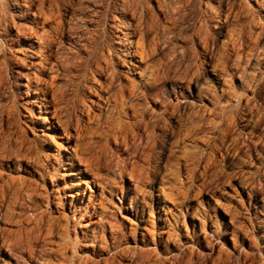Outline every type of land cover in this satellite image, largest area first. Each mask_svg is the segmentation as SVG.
Segmentation results:
<instances>
[{
    "label": "rangeland",
    "instance_id": "rangeland-1",
    "mask_svg": "<svg viewBox=\"0 0 264 264\" xmlns=\"http://www.w3.org/2000/svg\"><path fill=\"white\" fill-rule=\"evenodd\" d=\"M183 1L54 0V3L44 0L41 9L43 13L47 9V13L38 19L33 49L43 42L48 45L53 59L62 61L69 49L65 42L69 41L71 32L75 46L72 52L74 65L61 73L56 91L50 89L44 94L41 90L49 85L50 72L46 68L40 76L35 75L37 78L32 83H27L24 77L16 82L11 76L15 70L11 69V64H17L21 71L27 68L20 61L14 63L13 58L31 54L34 66L38 68L42 65L40 53L16 44L4 49L5 52L0 51V105L7 117L1 128L10 133L8 145L12 150L8 159L0 162V239L5 236L3 241L11 244L12 238L19 233L20 237H14L13 243L21 238L17 245H23L26 243L25 230L33 226L28 215L19 216L17 202L7 200L15 189H19L26 200V195L34 189L48 193L53 190L59 209V214L47 215H58L57 220H60L57 221L60 223L56 222L55 236H51L52 243L47 241L45 253L31 261L26 260V264H80L81 261V264H87L90 260V264H114L108 260L112 261L116 249L125 253L115 257L119 264H264V0H228L232 4L223 0L219 9H216L218 0H208V4L205 0ZM49 2V8H46ZM16 4V0H0V9L6 6L5 18H12V22L20 27H30L31 24L26 23L28 17L18 20L12 13ZM234 10L241 13V17ZM226 16L228 19L224 18ZM59 18L65 29L64 36L55 29L61 25ZM123 19L133 25L136 37L145 36L146 42L150 41L147 46L150 51L154 49L153 53H148L140 69L133 73L126 72L121 54H116L117 58L114 55L108 75L94 73L92 65L90 67L93 55L98 56L100 49L102 55L108 56V47L115 43L111 24ZM146 21L150 23L146 24ZM199 25L204 27L199 29ZM25 26L23 28H29ZM2 29L3 26L0 32ZM152 34H156V39ZM152 38L157 40L156 43ZM176 68L180 69L176 71ZM156 69L158 73H155ZM110 71H115L116 88L136 83L140 92L135 101L147 107V113H152V117L161 118V123L166 119L163 126L168 122L170 128H154L153 133L157 136L151 141L148 131L134 138V132L125 129L121 130L125 133H121L117 131L118 127H105L101 115L105 108V82ZM154 73L161 79L157 77L156 80L154 76L153 80ZM198 93L208 97L216 94L217 98L213 100L219 102H208L203 96L200 99ZM163 105H167L165 115L160 114ZM212 106L218 111L215 108L214 112ZM73 107L82 113L67 114L68 111L72 113ZM204 107L212 113L208 114L205 109L201 111ZM193 111H198L196 116ZM66 114L69 116L67 121ZM87 114L92 117L90 120H87ZM177 117L182 118L181 122L175 119ZM209 117L216 119L215 122ZM126 131L129 132L126 140L136 141L138 153H133L134 147L125 151L124 144L117 147L119 140L109 138V134L117 137L118 133L125 138ZM171 131L175 135H171ZM163 132L167 134L165 151L161 148L160 134ZM147 135L150 140L146 139ZM194 137L200 140L196 141ZM178 138L180 141L176 144L174 141ZM147 141L152 145L148 143L143 152ZM193 142L203 152L200 148L194 150ZM124 160L128 165L123 169ZM36 162L37 166L34 165ZM41 203L42 209L50 207L45 201ZM3 249L0 264H15L11 254L5 247ZM95 250H102V253ZM41 257L49 260L44 259L45 262Z\"/></svg>",
    "mask_w": 264,
    "mask_h": 264
},
{
    "label": "bare ground",
    "instance_id": "bare-ground-1",
    "mask_svg": "<svg viewBox=\"0 0 264 264\" xmlns=\"http://www.w3.org/2000/svg\"><path fill=\"white\" fill-rule=\"evenodd\" d=\"M18 1V4H16L15 6H16V9L12 12L13 14H15V17L16 18H18V20H19V18L20 17H28L29 18V20H27L26 21V23L27 22H29L31 25H30V27L29 28H23L25 25H23V27H20V25H17V24H15V23H13L12 22V18H11V22H9V20L7 19V18H5V10H7L6 8V6H2V8L0 9V27L1 26H3V29H2V31L0 32V38H1V40H2V44L0 45V51H4V49H8L9 47H12V45L14 44H16V45H18L19 47H31L32 49L34 48L33 47V37H35L36 39H37V33H36V26H37V24H38V19H39V17H43L44 15L43 14H45V12L47 11V9L45 10V12L43 13L42 12V9H41V4L43 3V1L44 0H16V2ZM59 1V0H58ZM183 1V0H182ZM188 0H186V2H187ZM201 1V0H200ZM203 1V0H202ZM206 1V3L207 2H209L208 0H205ZM230 1V0H229ZM232 1V0H231ZM37 2V3H36ZM51 2V1H50ZM50 2L49 3H46L47 4V7L46 8H49V4H50ZM53 2H54V0H53ZM52 2V3H53ZM55 2H57V1H55ZM54 2V3H55ZM127 2V1H126ZM184 2V1H183ZM182 2V3H183ZM223 2V0H218L217 1V4H218V6L216 7V9L218 8L219 9V7H221V4H223L222 3ZM227 3H229L228 2V0L226 1ZM35 3H36V5H35ZM51 3V4H52ZM59 3V2H58ZM124 3V2H123ZM126 5H127V3H125ZM208 4V3H207ZM226 4V3H225ZM229 4H232L231 2L229 3ZM229 4H227V5H229ZM121 5H123V4H121ZM187 5V4H186ZM226 5V7H229V6H227ZM234 5V4H233ZM36 6V7H35ZM205 6L206 7H208V6H210V4L209 5H206L205 4ZM204 6V7H205ZM212 6V5H211ZM215 6V5H214ZM35 7V9L33 10V8ZM59 7H61V6H59ZM124 7V6H123ZM224 7V6H223ZM232 7V6H231ZM58 8V7H57ZM225 8V7H224ZM9 9V8H8ZM99 9V8H98ZM101 9V8H100ZM178 9V8H177ZM208 9V8H207ZM211 9H214V8H211ZM210 9V11H212ZM227 9V8H226ZM228 9H231V8H228ZM119 10H121V9H119ZM179 10V9H178ZM57 11V10H56ZM205 11V10H204ZM209 11V10H208ZM210 11H209V13H210ZM229 11V10H228ZM49 12H52V11H49ZM98 12H101V11H98ZM125 12V11H124ZM153 12V11H152ZM213 12V11H212ZM211 12V13H212ZM215 12V11H214ZM217 12V11H216ZM227 12V11H226ZM234 12H235V10H234ZM237 12V11H236ZM235 12V13H236ZM47 13V12H46ZM53 14H55L54 12H52ZM57 13H59L58 11H57ZM102 13V12H101ZM145 13V12H144ZM147 13V12H146ZM51 14V13H50ZM126 14V13H125ZM141 14V13H140ZM151 14V13H150ZM205 14V13H204ZM207 14V13H206ZM227 14L229 15V13L227 12ZM226 14V15H227ZM232 14V13H231ZM236 14H239L238 12L236 13ZM241 14V13H240ZM239 14V15H240ZM49 15V14H48ZM59 15V14H58ZM57 15V16H58ZM95 15H97V13H96V11H95ZM118 15V14H117ZM121 15V14H120ZM142 15V14H141ZM141 15H140V17H141ZM174 15V14H173ZM216 15V14H215ZM239 15H237V17L239 16ZM243 15V14H242ZM57 16H56V18H54V19H57ZM154 16V15H153ZM208 16V15H207ZM99 17V16H98ZM114 17V16H113ZM124 17V16H123ZM133 17V16H132ZM132 17H131V19H132ZM146 17V16H145ZM229 17V16H228ZM240 17H241V15H240ZM115 18H117V17H115ZM153 18V17H152ZM213 18V17H212ZM224 18H226V19H228L227 18V16L226 17H224ZM245 18V17H244ZM93 19V18H92ZM119 19V18H118ZM117 19V20H118ZM141 19V18H140ZM226 19H224V20H226ZM59 20H60V18H59ZM58 20V21H59ZM142 20V19H141ZM140 20V21H141ZM147 20V19H146ZM150 20V19H149ZM148 20V21H149ZM174 20V19H173ZM206 20V19H205ZM208 20H210V19H208ZM207 20V21H208ZM139 21V22H140ZM148 21H146V24H147V22ZM207 21H205V22H207ZM57 22V21H56ZM59 22H61L60 24L61 25H58L57 23V25L55 24V26H57L55 29H56V32H58L59 33V35H62V36H64V34H62V32L63 31H65V29H64V27H63V25H62V21L60 20ZM201 22V21H200ZM199 22V23H200ZM204 22V21H203ZM203 22H202V24H203ZM210 22V21H209ZM141 23V22H140ZM145 23V22H144ZM143 23V24H144ZM148 23H150V22H148ZM158 23V22H157ZM112 26L111 27H113L114 28V32H115V35H114V41H115V43H114V45L113 44H109L110 46L108 47V49H107V51H108V56H104V54L102 55L101 53L103 52H100V49L99 50H97V51H99V53L100 54H98V53H96V54H98V56L97 55H93V58H92V61H91V59H90V61L92 62V63H90V67H91V65H92V70H93V72L94 73H96V74H102V72H105V73H107V71H108V69H109V67H110V63H111V60L112 59H114V55H115V58H117L116 57V54L117 55H119V54H121L122 55V63H124L126 66V72L127 73H129V72H131V73H133L136 69H140V65H141V63L142 62H144L143 60H145L146 59V56L148 55V53H149V55H151L150 54V52L151 53H153L152 52V50H154L153 48H152V50L150 51L148 48V46H147V44L150 42H146V39L144 38V37H136L135 36V30L133 29V25L130 23V22H128V21H126L125 22V20L123 19V20H121V21H118V22H112V24H111ZM142 25V24H141ZM151 25V24H150ZM27 26H25V27H27ZM147 25H145V27H146ZM163 26H164V24H163ZM205 26H206V23H205ZM261 26H262V24H261ZM54 27V26H53ZM73 27V26H72ZM71 27V28H72ZM202 27H204V25H199V29L200 28H202ZM207 27V26H206ZM221 27V26H220ZM70 28V29H71ZM121 28H124L126 31L125 32H123L122 30H121ZM167 28H169V27H167ZM15 30L14 31V33L12 32V30ZM55 29H53V30H55ZM74 29V28H73ZM75 29H76V27H75ZM146 29V28H145ZM153 29V28H152ZM152 29H150L151 31H152ZM198 29V28H197ZM205 29V28H204ZM149 30V31H150ZM159 30V29H158ZM71 31V30H70ZM203 31V30H202ZM205 31V30H204ZM203 31V32H204ZM260 31H262L261 29H260ZM263 31H264V28H263ZM142 32H143V30H142ZM158 32V31H157ZM200 32V31H199ZM205 32H207V30L205 31ZM55 33V32H54ZM119 33H121L122 35L120 36V35H118ZM143 33H145V32H143ZM149 33V32H148ZM155 33V32H154ZM71 34H72V32H71ZM70 34V39H68L69 41H66L65 43L66 44H68L67 46H69V49L67 48V51H65V58H63V60L61 61V59H53V54H52V52L49 50V47H48V45H46V44H44L43 42H41L42 44H39L37 47H36V49H33V51H34V53H40L41 54V56H42V61H39L40 62V64H42V65H39L38 66V68H36L35 66H34V63H33V60H32V55L31 54H25L22 58H19V57H15V58H13L14 60V63H15V60H17L16 61V63L17 62H19L20 61V64H21V62L22 63H25L26 65H27V68H26V71H21V70H19V67H17V64H14V65H12L11 64V69H15V70H13L14 72L11 74V76H12V78L17 82V81H19L22 77H24V78H26V80H27V83H32L33 81H35V75H41L42 73H44L45 72V68L46 69H48L49 70V72H50V77H49V85L48 86H45L43 89H41L42 91H43V93L45 94L48 90H52V91H56L57 89V81L59 80V78L61 77L60 75H61V73L63 72V71H67V70H69L70 68H71V65H74L73 64V62L74 61H72V58L74 57L73 56V54H72V52H74V48H75V46H73L72 45V43H73V40H72V35ZM157 34V33H156ZM155 34V35H156ZM144 35V34H143ZM151 35V34H150ZM153 35V34H152ZM155 35H153V38H155L156 39V36ZM197 37H198V33H196L195 34ZM199 35H201L200 33H199ZM206 35V34H205ZM204 35V36H205ZM207 35H208V33H207ZM74 36H76L75 34H74ZM203 36V37H204ZM40 37V36H39ZM103 37V36H102ZM199 37H201V36H199ZM78 38H81V37H79L78 36ZM148 38V37H147ZM152 38V39H153ZM206 37H204L203 39H205ZM25 41H24V40ZM44 39V38H43ZM47 39V38H46ZM93 39V38H92ZM91 39V40H92ZM100 39V38H99ZM150 39V38H149ZM151 39V40H152ZM199 39H201V38H199ZM38 40H39V38H38ZM37 40V41H38ZM80 40V39H79ZM82 40V39H81ZM80 40V41H81ZM44 41H45V39H44ZM157 41V40H156ZM156 41H154V39H153V42L154 43H156ZM230 41V40H229ZM47 42V41H46ZM45 42V43H46ZM88 42V41H87ZM152 42V41H151ZM205 42H206V39H205ZM40 43V42H39ZM79 43V42H78ZM236 43V42H235ZM38 44V43H37ZM84 44H86V43H84ZM149 44H151V43H149ZM153 44V43H152ZM230 44V43H229ZM234 44V43H233ZM232 44V45H233ZM88 45V44H87ZM150 46V45H149ZM153 46V45H152ZM155 46V45H154ZM94 47V46H93ZM93 47L91 48V49H93ZM225 47V46H224ZM232 47V46H231ZM231 47L229 48L228 46H227V48L228 49H231ZM233 47H234V45H233ZM233 47H232V49H233ZM104 48V47H103ZM156 48V47H155ZM102 49V48H101ZM231 49V50H232ZM236 49V48H235ZM70 50H73V51H70ZM77 50H78V48H77ZM90 50V49H89ZM226 50V49H225ZM93 51V50H92ZM97 51H95V52H97ZM226 51H228V50H226ZM226 51H224V52H226ZM236 51V50H235ZM5 52V51H4ZM77 52V51H76ZM109 52H111V53H113V56H111V53H109ZM223 52V53H224ZM230 52V51H229ZM233 52H234V50H233ZM33 53V52H32ZM78 53V52H77ZM81 53V52H80ZM227 53V52H226ZM225 53V54H226ZM92 54H93V52H92ZM193 54H195V52L193 53ZM229 55H230V53H228ZM88 55H91V54H89L88 53ZM87 55V56H88ZM105 55H107V54H105ZM198 55V54H197ZM228 55V56H229ZM86 56V55H85ZM224 56V55H223ZM227 56V57H228ZM51 57H52V60H51ZM58 57H60V56H58ZM57 57V58H58ZM75 57H77L76 56V54H75ZM82 57V56H81ZM119 58H121L120 56H118ZM18 58V59H17ZM79 58H80V56H79ZM90 58V57H89ZM88 59V58H87ZM74 60H75V58H74ZM9 61V60H8ZM118 61V60H117ZM42 62V63H41ZM84 62V61H83ZM88 63H89V61H88ZM183 63H184V60H183ZM87 64V63H86ZM83 65H84V63H83ZM186 65V64H185ZM19 66V65H18ZM85 66V65H84ZM112 66V65H111ZM73 67V66H72ZM112 67H115V66H112ZM168 67H170V66H168ZM168 67H166L167 68V70H168ZM224 67V66H223ZM222 67V68H223ZM88 69H90V68H88ZM170 69H171V67H170ZM177 69L179 70L180 68H176V71H177ZM185 69V68H184ZM217 69V68H216ZM221 69V68H220ZM220 69H218V70H220ZM110 70V69H109ZM114 70V69H113ZM166 70V71H167ZM224 70V69H223ZM153 71V70H152ZM157 71H159L158 69H156V72L155 73H158ZM169 71H171V70H169ZM221 71V70H220ZM115 72V71H114ZM114 72H112V71H110V73H109V77L107 78V80H106V82H105V108H104V111L102 112V115H101V117H104L103 119L105 120V127H112V126H115V128H119V130H118V128H117V131L119 132V131H121V130H127V131H131L133 134H132V137H138V136H140V135H143V132L145 133V131H148V132H151L150 134V136L149 135H147V138L146 139H148V140H150L149 138H151V141H152V139H154V137H156L157 135L155 134V133H153V130H154V128H160L161 126H163V123H165L164 121L166 120H164L162 123L160 122V119L159 118H154V117H152V113H147V107H145V106H143V105H140V103H137L136 101H135V99L137 98V96L139 95V88L136 86V83H133V82H130L129 83V85L128 86H126V87H123V86H119V87H115V85H114V83H115V81L117 80L116 79V74L114 73ZM174 72V71H173ZM172 72V73H173ZM219 72V71H218ZM217 72V73H218ZM222 72V71H221ZM225 72V71H224ZM64 73V72H63ZM117 73V72H116ZM155 73H154V75L153 76H151V74H150V76L151 77H153V80L156 78V80H157V77L158 78H160L159 76H158V74H157V77L155 76ZM181 73V72H180ZM183 73V72H182ZM160 74H162V73H160ZM174 74V73H173ZM194 74V73H193ZM107 75H108V73H107ZM168 74L167 73H165V76H167ZM177 75H179L178 73H177ZM184 75V74H183ZM182 75V76H183ZM189 75V74H188ZM187 75V76H188ZM220 75V74H219ZM149 76V77H150ZM154 76H155V78H154ZM164 76V75H163ZM174 76H176V74L174 75ZM181 76V77H182ZM148 76H147V78H149ZM150 77V78H151ZM179 77V76H178ZM184 78H185V76H183ZM215 77V76H214ZM37 78V77H36ZM149 78V79H150ZM168 78V77H167ZM170 78V77H169ZM168 78V79H169ZM172 78V77H171ZM170 78V79H171ZM174 78V77H173ZM176 79H177V77H175ZM187 78V77H186ZM161 79V78H160ZM159 79V80H160ZM176 79H174V80H176ZM180 79H182V78H180ZM44 80V79H43ZM152 80V79H151ZM155 80V81H156ZM186 80V79H185ZM190 80V79H189ZM132 81V80H131ZM146 81V80H145ZM163 81V80H162ZM173 81V80H172ZM166 82V81H165ZM151 84V83H150ZM114 85V86H113ZM117 86V85H116ZM51 87V88H50ZM115 87V88H114ZM50 90V91H51ZM142 92V91H141ZM58 93V92H57ZM144 94V93H143ZM212 93H210V95H211ZM207 95V94H206ZM215 96H216V94H214ZM196 96H197V94H196ZM198 96H199V98L201 97V96H203V98H206L207 100H208V102H211L213 99L215 100L217 97H213V95L212 96H210V97H208V96H205V95H202V93H198ZM19 98H20V94L19 95H17V98H16V100H17V102H19ZM202 98V97H201ZM200 98V99H201ZM209 98V99H208ZM199 99V100H200ZM137 100V99H136ZM166 100V99H165ZM213 100V101H214ZM138 101V100H137ZM169 102V101H168ZM168 102H166V103H168ZM215 102V101H214ZM217 102H219V101H217L216 100V104H217ZM172 103V102H171ZM171 103H169V104H171ZM179 103H180V101H179ZM160 104V103H159ZM168 104V105H169ZM213 104V103H212ZM216 104H214V106L216 105ZM171 105H176V103L175 104H171ZM170 105V107L172 108V106ZM180 105V104H179ZM178 106V105H177ZM214 106H212L213 107V111L215 112V108L217 107V105H216V107L214 108ZM178 107H180V106H178ZM181 107H183V106H181ZM161 108V107H160ZM168 108H169V106H168ZM173 108H175L176 109V107L174 106ZM172 108V109H173ZM184 108V107H183ZM182 108V109H183ZM207 108V107H206ZM206 108L204 107L203 108V110H201V111H204V109L206 110ZM208 108H209V106H208ZM208 108H207V110H208ZM73 110H72V113H70L69 111L67 112V110H66V112H67V114L69 113V115L71 116V114H73V113H76V112H80V113H82L81 112V110H79V109H76L75 110V108L73 107L72 108ZM199 109V108H198ZM198 109H196V110H198ZM149 110V109H148ZM171 110V109H170ZM179 110V109H178ZM193 110V109H192ZM192 110H191V112H192ZM206 110V111H207ZM209 110H211V109H209ZM168 110H167V105H163L162 106V111L160 112V114L162 113V115L164 114L165 115V113L167 112ZM182 111V110H181ZM200 111V112H201ZM216 111H218L217 110V108H216ZM5 112V111H4ZM7 112V111H6ZM13 112V111H12ZM148 112H150V111H148ZM153 112V111H152ZM155 112V111H154ZM171 112H172V110H171ZM174 112H176V111H174ZM179 112V111H178ZM190 112V113H191ZM198 112V111H197ZM197 112L196 113H194V111H193V113L195 114V116H196V114H197ZM208 112V111H207ZM213 112V115L215 114ZM94 113V112H93ZM204 113V112H203ZM209 113H212V111L211 112H208V114ZM6 114V113H5ZM4 113H3V110H1V105H0V162H5L7 159H8V157H9V153H10V151H12L11 150V148L9 147V145H8V141H9V134L10 133H7V130H3L1 127H2V125H5L6 124V118L4 117V115H5ZM64 115V117H65V119H66V121H67V118H69V116L68 115ZM97 114V113H96ZM96 114H93L92 116L93 117H95L96 116ZM99 114V113H98ZM148 114L150 115V116H148ZM156 114V113H155ZM154 114V115H155ZM180 114H182V112L181 113H179V115ZM184 114V113H183ZM188 114V113H187ZM187 114L185 113L184 114V116L186 115L187 116ZM202 113H200L199 115H201ZM177 115V114H176ZM199 115L197 116L198 118H199ZM211 115V114H210ZM209 115V116H210ZM212 115V116H213ZM216 115V114H215ZM98 116L99 115H97V119H98ZM157 116V115H156ZM189 116V115H188ZM187 116V117H188ZM206 116V115H205ZM204 116V118H207V117H205ZM87 117H88V119L87 120H90V115L89 114H87ZM158 117H159V113H158ZM170 117V116H169ZM176 117V116H175ZM179 117V116H178ZM175 118V119H179V118ZM182 118H183V116H181ZM201 118H202V115L200 116ZM213 117H216V116H213ZM92 118V117H91ZM181 118V119H182ZM191 118V117H190ZM190 118H188V120L190 119ZM196 118V117H195ZM200 118V120H203V119H201ZM9 119V118H8ZM95 119V118H94ZM93 119V120H94ZM102 119V118H101ZM181 119H179L180 120V122H181ZM209 119H210V121L211 120H214V119H211L210 117H209ZM77 120H78V118H77ZM100 120V118L98 119V121ZM192 120V119H191ZM199 120V119H198ZM216 120V119H215ZM215 120H214V122H215ZM11 121V120H10ZM13 121V120H12ZM162 121V120H161ZM168 121V120H167ZM178 121V120H177ZM176 121V122H177ZM193 121V120H192ZM205 121H207V120H205ZM209 121V120H208ZM78 122V121H77ZM84 122V121H83ZM82 122V123H83ZM104 122V121H103ZM171 122V121H170ZM174 122V121H173ZM183 122V121H182ZM184 122H185V118H184ZM188 122V121H187ZM190 122V121H189ZM203 122V121H202ZM213 122V121H212ZM81 123V124H82ZM167 124H164V126H163V128H170V126H168V122H166ZM175 123V122H174ZM191 123V122H190ZM203 123H206V122H203ZM203 123H201V125H203ZM87 124V123H86ZM170 124V123H169ZM178 124H183V123H178ZM186 124V123H185ZM187 124H189V123H187ZM207 124V123H206ZM212 124V123H211ZM214 125H215V123H213ZM176 125V124H175ZM191 125H192V123H191ZM86 126V125H85ZM185 126V125H184ZM204 126V125H203ZM202 126V127H203ZM213 126V125H212ZM9 127V126H8ZM84 126H82V128H83ZM176 127V126H175ZM190 127V126H189ZM215 127V126H214ZM114 128V127H113ZM162 128V127H161ZM183 128V127H182ZM200 128V127H199ZM216 128V127H215ZM214 128V129H215ZM10 129V128H9ZM149 129V130H148ZM178 129H179V126H178ZM186 129H187V127H186ZM188 129H190V128H188ZM187 129V130H188ZM194 129H195V127H194ZM202 129V128H201ZM214 129H212V131L214 130ZM228 129V128H227ZM226 129V130H227ZM164 130H166V129H164ZM173 130V129H172ZM180 130V129H179ZM185 130V129H184ZM196 130V129H195ZM203 130H205V129H203ZM203 130H200V132L201 131H203ZM126 131V134H124L123 136H125L126 135V137L125 138H122V136H120L119 134L120 133H118V135H117V137H115V136H113V134H109V138L110 137H114V138H116V139H118L119 141H118V145H117V147H120V146H122L123 144H124V146L127 148H125V151H127L128 149H130L131 147H134V154H135V151H136V153H138V147L139 146H137L136 144H135V140H137V139H135L134 141L135 142H133V141H130L129 142V139H127L128 140V144H126V142H127V140H126V138H128L127 137V133H129V132H127ZM159 131V130H158ZM169 131V130H168ZM189 131V130H188ZM192 132H193V130H191ZM210 131V130H209ZM124 132V131H123ZM122 131H121V133H123ZM175 132H178V131H176L175 130ZM181 132V131H180ZM186 131H184L183 132V135H184V133H185ZM196 132V131H195ZM200 132H198V133H200ZM204 132V131H203ZM208 132V131H207ZM229 132V131H228ZM125 133V132H124ZM158 133V132H157ZM172 133V131L170 132V134ZM210 133V132H209ZM172 134H174V133H172ZM171 134V135H172ZM177 134V133H176ZM193 134V133H192ZM191 134V135H192ZM156 135V136H155ZM175 135V134H174ZM186 135V134H185ZM190 135V136H191ZM148 136H149V138H148ZM169 136V135H168ZM198 136V135H197ZM131 137V138H132ZM184 137V136H183ZM183 137H182V139H183ZM186 137V136H185ZM188 137H189V134H188ZM108 138V139H109ZM140 138V137H139ZM160 138H161V141H162V150L163 151H165L166 150V145H165V143H166V139H167V134H165L164 132L163 133H161L160 134ZM175 138V137H174ZM198 138V137H197ZM197 138H195L194 137V140L196 139V141L198 140ZM211 138V137H210ZM133 139V138H132ZM156 139H158V138H156ZM180 138H178V139H176L174 142H176V144H177V141L179 140ZM181 139V140H182ZM189 139V138H188ZM192 139H193V137H192ZM191 139V140H192ZM144 140V139H143ZM160 140V139H159ZM172 141H173V138L171 139ZM186 140V139H185ZM190 140V141H191ZM193 140V141H194ZM199 140H200V138H199ZM198 140V141H199ZM180 141V140H179ZM186 142V141H185ZM188 142H189V140H188ZM195 142V141H194ZM193 142V143H194ZM13 143V145H14V142H12ZM16 143V142H15ZM148 143L149 144H151L152 142H149V141H147V143H145L144 144V148H142V151H143V149H145V148H148ZM201 143V142H200ZM126 144V145H125ZM141 144V143H140ZM169 144V143H168ZM176 144H171V145H176ZM152 145V144H151ZM191 145V144H190ZM195 145H197L196 143H194V144H192V148L195 150V149H197V148H200L199 146L197 147V146H195ZM199 145V144H198ZM143 146V145H142ZM154 146H155V143H154ZM153 146V147H154ZM149 147H151V146H149ZM173 147V146H172ZM178 147V146H177ZM152 148V147H151ZM13 149V148H12ZM119 149V148H118ZM140 149V148H139ZM191 149V148H190ZM131 150H133V149H131ZM188 150H189V148H188ZM199 150H201L202 151V149L200 148ZM141 151V150H140ZM147 151V150H146ZM197 151V150H196ZM201 151H199V153L198 154H200V152ZM16 152V151H15ZM143 152H145V151H143ZM191 152L192 153H194L192 150H191ZM190 151H189V153H191ZM203 152V151H202ZM201 152V153H202ZM12 153V152H11ZM18 153V152H17ZM16 153V154H17ZM126 153V152H125ZM192 153H191V155H192ZM196 153V152H195ZM13 154H14V151H13ZM128 155V154H127ZM133 155V154H132ZM188 155V154H187ZM195 155H197V154H195ZM134 156V155H133ZM132 156V157H133ZM146 156V155H145ZM198 156V155H197ZM200 156H201V154H200ZM200 156H199V158H200ZM130 158H131V156H129ZM148 157V156H147ZM192 157V156H191ZM190 157V158H191ZM128 158V157H127ZM135 158V157H134ZM139 158V157H138ZM193 158V157H192ZM197 159H198V157H196ZM33 160V159H32ZM128 160V159H127ZM200 160V159H199ZM112 161V160H111ZM176 161H177V159H176ZM192 161H194V160H192ZM198 161V160H197ZM109 162V161H108ZM107 162V163H108ZM194 162H196V161H194ZM106 163V165H110V163H108L107 164ZM134 163H135V161H134ZM197 163V162H196ZM199 163V162H198ZM112 164V163H111ZM119 164V163H118ZM118 164H115L116 166L118 165ZM177 164V163H176ZM34 165H36L37 166V162L36 163H34ZM128 164H127V161L126 160H124V163H123V165H122V167L121 168H126V166H127ZM135 165V164H134ZM133 165V166H134ZM120 166V165H119ZM130 167H132V165L130 166ZM135 167V166H134ZM175 167H177V165L175 166ZM179 168V167H178ZM129 169V168H128ZM127 169V170H128ZM132 169H133V167H132ZM126 170V171H127ZM121 171V170H120ZM123 171V170H122ZM178 171V170H177ZM131 172V171H130ZM155 172V171H154ZM176 172V171H175ZM131 174H132V172H131ZM167 174V173H166ZM165 174V175H166ZM172 174V173H171ZM141 175V174H140ZM174 175H175V173H174ZM144 176H146V175H144ZM149 176V175H148ZM148 176L146 177V178H148ZM142 177V176H141ZM19 179V178H18ZM145 180H147V179H145ZM148 181V180H147ZM18 182V181H17ZM21 181L19 180V182L18 183H20ZM146 183V182H145ZM148 184V183H147ZM8 186V185H7ZM7 186H6V188H7ZM16 187V186H15ZM18 187H20V186H18ZM27 188H29V187H27ZM22 188L20 187V190H21ZM5 190V189H4ZM10 190V189H9ZM29 190V189H28ZM30 190H31V188H30ZM37 189H34V191L33 192H31V193H29L28 195H26V197H27V200H26V198H24V197H21V193H20V191H19V189H15L13 192H12V194L10 195V197L8 198L7 197V200L8 199H10V201L12 202V203H14L15 204V202H17V204H18V211H19V216H20V214H26V216L28 215V217H29V219L33 222V226L31 227V225H30V227L31 228H29V230L27 229L28 227H26L25 229H27V230H25V236H24V239H25V237H26V239H25V241H26V243L24 244L23 242V245L21 244V245H17V243L19 244V243H21V238L19 239V233L18 232H15V233H18L17 235L19 236L18 237V239L20 240H18L19 242H17V243H13V238L15 237V238H17L16 236H14L13 238H12V243L11 244H6V242H4L5 240H4V238H5V236H3V238H1L2 239V243H0V251H2L3 252V248L5 247L6 249L5 250H7L8 251V253H10L11 255H9L10 256V258H12V259H14L13 261H15V264H26V262L28 261V260H33V259H35V257L38 255V254H41L42 255V252H44V247H45V245L47 244V241H49V244H50V240H51V238L53 237V236H55V234H54V230H55V227H56V222L57 221H60V220H57V217H58V215L56 216V217H54L55 215L54 214H59V209H58V206H57V204L55 203V197H53V190H52V192H41V191H39V192H37L36 191ZM6 191V190H5ZM25 192V191H24ZM9 194V193H8ZM17 200V201H16ZM41 201H45V202H47L48 204H49V206L50 207H45L44 209H42V203H41ZM9 202V201H8ZM11 202H9V204H11ZM50 208V209H49ZM9 211V210H8ZM6 214H7V212H6ZM29 214H31V215H29ZM49 214H53L54 216H52V217H49V216H47V215H49ZM60 217V216H59ZM21 219V218H20ZM18 220H19V218H18ZM18 220H17V222H18ZM22 220H23V218H22ZM24 221V220H23ZM22 221V222H23ZM27 221V220H26ZM26 221H24V222H26ZM20 222H21V220H20ZM19 223V222H18ZM57 223H60V222H57ZM17 224V223H16ZM27 224V223H26ZM29 222H28V226H29ZM20 226H23V224L22 225H20ZM58 226V225H57ZM18 227H19V225H18ZM25 227V226H24ZM21 230H23L24 231V228H21V227H19ZM57 228V227H56ZM59 228V227H58ZM3 229V228H2ZM20 229H18V230H20ZM60 229V228H59ZM58 229V230H59ZM45 230V231H44ZM4 231V230H3ZM2 231V232H3ZM6 232H7V230H5ZM17 231V230H16ZM5 232V233H6ZM20 232V231H19ZM22 232V231H21ZM20 232V233H21ZM58 232V231H57ZM57 232H56V234H57ZM4 233V232H3ZM8 233V232H7ZM15 233H14V235H15ZM24 233V232H23ZM1 234V233H0ZM11 234H13V233H11ZM10 234V235H11ZM7 235V234H6ZM21 235V234H20ZM8 236V235H7ZM12 236V235H11ZM10 236V237H11ZM52 236V237H51ZM143 236V235H142ZM2 237V236H1ZM0 239V240H1ZM6 240H8V237H7V239ZM16 241H17V239H16ZM24 241V240H23ZM1 242V241H0ZM15 242V241H14ZM7 243H9V240H8V242ZM52 243V242H51ZM102 245V244H101ZM102 247V246H101ZM3 249V250H2ZM102 249V248H101ZM50 250H52V249H50ZM50 250H47V252H49ZM95 251H97L96 253H98V252H101V251H99V250H95ZM127 251V250H126ZM125 251V252H126ZM53 252H55V250L53 251ZM45 253V252H44ZM51 253V252H50ZM102 253V252H101ZM126 253H128V252H126ZM125 255V253H124V251L122 252V250H120V249H116V251H115V253L113 254V257L111 258L112 259V261L111 260H108V261H110L111 263H114L115 264V257L117 256V255ZM129 254V253H128ZM39 256V255H38ZM127 256V255H126ZM121 257V256H120ZM42 258V257H41ZM43 259V258H42ZM42 259H41V261H42ZM45 259V258H44ZM43 259V260H44ZM87 259H89L90 260V258H87ZM86 259V260H87ZM123 259V258H122ZM144 259V258H143ZM27 260V261H26ZM46 260V259H45ZM44 260V261H45ZM47 260H49V259H47ZM46 260V261H47ZM85 260V259H84ZM115 260V261H114ZM145 260V259H144ZM35 261H37V260H35ZM45 261V262H46ZM92 261H94V259L92 260ZM98 261V260H97ZM104 261H106V260H104ZM117 261H119L118 259H117ZM117 261H116V264H119V263H117ZM82 262V261H81ZM81 262H80V264H81ZM90 262H91V260H90ZM90 262H88L87 264H90ZM94 262H96V261H94ZM93 262V263H94ZM38 263V262H37ZM85 262H83V264H84ZM99 263V262H98ZM105 264H106V262H104ZM121 263V262H120ZM125 263H127V262H125ZM40 264V263H39ZM44 264V263H43ZM47 264H50V262L49 263H47ZM86 264V263H85ZM92 264V263H91ZM94 264H97V263H94ZM100 264V263H99ZM108 264V263H107ZM128 264V263H127Z\"/></svg>",
    "mask_w": 264,
    "mask_h": 264
}]
</instances>
